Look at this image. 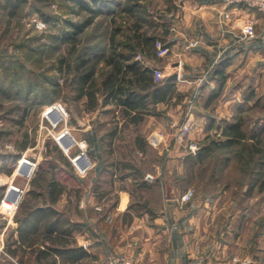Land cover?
Segmentation results:
<instances>
[{"label":"rangeland","instance_id":"rangeland-1","mask_svg":"<svg viewBox=\"0 0 264 264\" xmlns=\"http://www.w3.org/2000/svg\"><path fill=\"white\" fill-rule=\"evenodd\" d=\"M117 1L121 3L119 6H114L112 13H110L111 8L105 10L108 6L103 7L95 23L81 34L80 43L74 44L62 38L63 32L67 29L64 20L70 18L74 21H81L89 13L86 10L76 6V12L71 13V3L64 0H54L45 4L36 3L35 0H26L17 13L9 17L8 10L3 9L2 0H0V264H22L19 263L20 257H23L22 252L9 256V253H6V245L8 247L13 245L17 228L16 216H23L24 211L30 208L24 203L29 199L31 206L35 203L42 204V198L37 199L28 195L31 187L35 186L32 180L40 177L37 173L42 171L41 164L43 169H50L48 161L57 164L58 176L68 184V192L57 205L65 211L66 215L69 213L76 217L82 215L80 205L76 200L79 198L76 193L78 186H86L87 183L93 182L92 187L100 186L99 191L96 190L100 192V195L111 187V180L114 178L109 170L111 166L108 165L107 172L97 177L94 171L97 158L90 153V143L86 136L93 130L102 135L112 127L115 119H120L122 123L123 113L114 104L98 106L95 110L86 109L87 98L76 99L78 78L75 66L79 63V55L86 52L91 59L88 67H96L97 74L106 70L102 64L103 51L106 48L108 53L110 49L109 34L113 27L111 17L115 14L121 19L129 20L133 19L132 15L136 16L133 11L126 14L121 11L125 1L133 3V0H116L115 3ZM140 1L146 6V11L142 6L139 11L143 12V17H146L147 27L163 21L161 16L165 14L167 5H170L169 0ZM37 7L41 10L38 11ZM44 15H48L49 19L46 20ZM224 25L226 26V23ZM255 54L248 55L242 71L237 68L238 62L234 63L235 66L229 71L231 77L227 85L222 92L218 88L212 102L226 105L227 98L234 97V90L243 87L244 97L249 93L254 94V99L252 97L251 101L255 107L254 118L259 117L264 109V49L259 54L260 56ZM63 57H66L71 64L64 66V70L60 71V60ZM168 61L166 59L160 64L162 69ZM208 95L209 93L206 96ZM53 103H59L65 107L68 112L67 120L61 119V112L58 113L56 110L49 114V118L46 117L44 113ZM66 128L76 136L79 142L85 141V147L80 143H74L69 150H66L61 140L60 142L57 140V134ZM144 130V124L126 123L121 126L115 138L114 147L119 161L134 159L138 164H142L146 179L147 174L155 176V166L165 164L168 157L165 152L159 154V150L148 143L144 145V153L138 151L134 139L140 131ZM64 139L68 142V137ZM248 141L251 140L248 139ZM262 144L264 145V142ZM82 151H85L86 155H82L75 164L72 159ZM103 152L104 159L110 161L113 156L108 148H105ZM25 156L31 161H37L38 164L35 169L30 164H22V173H19L17 169L20 166V160ZM258 157L260 156L256 155V158ZM65 158L72 162V167L66 166ZM83 168H86L85 171ZM29 172H32L30 176ZM218 175L219 178L213 182V187L208 192L205 190L203 175L198 174L199 177L196 175L192 179L188 175L189 178L187 177L186 180L177 182L176 174L170 175V178L179 184V187L181 186V192L190 187L196 190L191 201L187 203L179 201V203L182 206L201 203L198 229L201 233L200 241L206 253H208V244L212 241L210 231H218V235L221 233L225 238L228 236L230 239L238 231H243L246 235L251 231H264V191L251 188L258 174L254 173L252 177L246 179L250 185L248 192L245 191L246 187L243 188L244 185L238 182L239 173L236 168L230 173ZM115 178L119 179L118 176ZM96 179L101 184L96 182ZM154 180L155 178H152L149 181ZM42 182L37 181L36 185L39 189L42 188L40 184ZM13 186L24 190L19 206L14 212L2 204V199L5 196L8 198L9 193L10 196L16 195L13 193ZM142 188L152 192L150 186ZM142 188L138 187L141 190ZM160 191L164 194L167 192L165 187L159 188L161 195ZM211 191L216 192L218 197L214 202L206 204L203 201L204 195ZM115 194L116 192L113 191L109 195L114 196ZM96 204L101 205L95 202ZM86 210L90 216H98V212L101 211L91 206H87ZM227 231L232 233L227 235Z\"/></svg>","mask_w":264,"mask_h":264},{"label":"crops","instance_id":"crops-1","mask_svg":"<svg viewBox=\"0 0 264 264\" xmlns=\"http://www.w3.org/2000/svg\"><path fill=\"white\" fill-rule=\"evenodd\" d=\"M169 1L170 5H167L165 14H162L164 17L161 16L163 21L158 23L160 28L168 29L163 42L168 43L171 51L165 56L141 53L136 56L141 59V55V60L150 67H162L160 64L166 59L169 60L163 68L165 81H168V75L179 73L178 78L170 82L174 84L176 91L182 93V98L177 101L176 94L168 100L153 104L160 112L147 114L139 123L145 125V130L138 134L146 138V144L154 145L159 154L165 152L168 160L165 164H157L156 174L153 175L155 180H148V184L142 186L137 185L131 176L121 179L112 173L111 168L109 170L114 175L111 187L101 195L98 192L100 186L92 187L93 182L82 186V195L79 200L76 199L82 215L76 217L69 213V216L72 221L82 224L83 229L75 231L74 235L78 245L84 247L89 255L76 262H71L65 256H58L57 264H106L107 256L113 252H128L139 264H264V231H251L247 235L238 231L232 239L228 236L225 238L221 233L218 235V231H210L212 241L209 242L206 253L198 229L201 203L182 206L178 200L182 193L181 186L176 183L184 180L183 175L187 171L186 159L193 153L187 145L188 141L201 145L210 134L224 138V125L234 118L240 104L246 105L248 100L244 98L243 87L234 90V99L227 98L226 105H218L212 100L218 88L222 92L227 85L231 77L229 71L235 66V62H238L235 64L242 71L249 54L256 53L255 55L260 56L263 52L264 36L260 35L247 41L240 37L241 28L248 16L255 14L259 17L258 30L263 25L262 17L257 11L248 12L244 8L233 7V17L225 26V22L220 19L223 5L215 0ZM194 41H197V44L192 45ZM218 67L225 70L226 80L222 86L221 82L214 78ZM196 88L200 90V97L191 116L193 130L189 140L181 141L177 138L171 122L184 117L187 97ZM210 119H214V123H221V128L208 129ZM104 150L105 147H98L94 155L97 158L94 169L97 177L107 172V169L101 166ZM138 151L145 152L139 149ZM198 168L199 164H195L194 171L197 176ZM174 173L176 182L170 178ZM96 182L99 180L96 179ZM149 186L152 192L142 188ZM163 187L167 192L164 194L160 191V195L159 188ZM133 188L150 201L155 215L149 212L136 214L134 210L129 209L134 198ZM113 191L116 194L110 196ZM217 197L205 194L203 201L208 204L214 202ZM95 202L101 205L96 206ZM87 206L99 207L101 211L98 216H90L86 210ZM16 226L11 247L20 244L18 221ZM230 233L232 232L227 231V235ZM6 246L5 252L9 253L10 246ZM19 252L24 254L22 250H18ZM10 255L12 254L9 253ZM23 257L28 259L29 252Z\"/></svg>","mask_w":264,"mask_h":264},{"label":"trees","instance_id":"trees-1","mask_svg":"<svg viewBox=\"0 0 264 264\" xmlns=\"http://www.w3.org/2000/svg\"><path fill=\"white\" fill-rule=\"evenodd\" d=\"M25 1L2 0V7L8 10L9 17H13ZM35 1L45 4L54 0ZM64 1L71 3V13L76 12V6L89 12L81 21H74L70 18L64 20L67 29L63 32L62 38L70 40L74 44L80 43L81 34L95 23L96 18L101 15L103 7L108 6L105 10L111 8L110 13H112L115 9L114 6H119L121 3L120 1L115 3L116 0L112 2L109 0ZM141 6L146 11L145 4L140 0H133V3L125 1L121 11L125 14L133 11L136 16L132 15L133 19H129L131 21L121 19L115 14L111 17L113 27L109 34L110 49L108 53L106 48L103 51L104 61L102 64L106 68L103 73L97 74L96 67H88L91 59L86 52L79 55V63L75 66L78 78L76 99L86 97V109L95 110L98 106L114 104L123 113L122 123L120 119H115L112 127L102 135L95 130L87 133L86 139L90 143V153L94 156L98 147L108 148L113 157L108 161L103 156L101 166L104 169L111 166L112 173L117 174L121 179L131 176L139 186L149 182L147 178L145 179L143 165L138 164L134 159L125 162L119 161L115 154V138L120 132L121 126L126 123L138 124L144 120L147 114L159 113L160 111L153 104L168 100L176 94L177 101L182 98V93L176 91L170 80H157L153 68L136 57L139 53L157 55L156 43L157 41L163 42L164 35L168 32L167 28H160L159 23L144 28L147 26L145 25L147 19L143 17V12L139 11ZM37 10L40 11L41 8L37 7ZM78 12L80 11L78 10ZM44 18L49 19L48 15H44ZM163 43L169 46L168 43ZM70 64L71 62L66 57L61 58L59 70L63 71L64 66ZM214 74V78H217L222 86L226 80L224 68L218 67ZM251 94L244 97L248 100L245 102L246 105L240 104V109L234 114V118L224 125L222 129L224 138L210 134L202 141L196 152L187 156V174L183 175L184 180L188 175L190 179L196 177L194 166L199 164L197 173L204 176L205 190L208 192L212 189L213 182L219 178L218 174L230 173L236 168L239 173L238 182L244 185L243 188L246 187L245 191L248 192V188H250L246 179L252 177L254 173H257L258 176L251 184L252 190L257 188L259 191H264V145L262 144L264 142V109L259 117L254 118L255 107L251 104L254 94ZM221 125V123H214V119H212L208 124V129H220ZM134 141L138 149L143 151L146 138L137 134ZM256 155L260 157L256 158ZM65 163L68 167L73 166L67 158H65ZM48 165L50 169H43L42 164L40 165L42 171L37 173L40 177L32 180V184L35 186L31 187L28 192L31 197L42 198V204L35 203L31 206L28 199L24 205H29L30 208L24 211L23 216H16V221L19 223L20 236L18 239L20 244L15 247L10 246L8 251L12 255H16L18 250H22L24 254L28 251V259L24 257L19 259L22 264H57L58 256H65L71 262H76L89 255L84 247L78 245L74 235L75 231L83 229L82 224L72 221L70 216L57 206L64 194L68 192V184L58 176L57 164L48 161ZM37 181H43L40 183L41 189L37 187ZM82 190L83 188L80 186L76 188L79 198L82 195ZM132 194L134 198L129 209L134 210L136 214L144 212L156 214L150 201L136 188L132 189ZM208 194L217 195L212 191ZM126 214L130 213L126 212Z\"/></svg>","mask_w":264,"mask_h":264},{"label":"built area","instance_id":"built-area-1","mask_svg":"<svg viewBox=\"0 0 264 264\" xmlns=\"http://www.w3.org/2000/svg\"><path fill=\"white\" fill-rule=\"evenodd\" d=\"M223 5V9L220 13L221 15V20L224 21L226 24L229 23V20L232 19L233 17V7H239V8H244L245 10L248 11H257L263 21L262 28L258 30L257 24L259 22V17L254 15L248 16L246 20L244 21V24L241 28V39L247 41L249 39L255 38L257 36H264V0H215ZM228 30V29H227ZM192 45L197 44V41H194L191 43ZM157 55L158 56H165L171 51V47L164 45L163 42L157 41ZM139 58H143L141 55H139ZM154 70V76L157 80H163L165 78V73L164 70L157 66V67H152ZM200 97V90L199 88L194 89L187 97L186 100V109H185V114L184 117L181 119H174L171 122V126L174 129V132L177 136L178 139L181 141L189 140V136L191 131L193 130V120H192V114L194 111V107ZM62 110L61 113V119H68V112L65 109V107L62 104L59 103H53L52 105H49V107L45 111L46 117L49 118V114L54 111V110ZM66 132L71 133L68 128L65 129ZM62 135L59 134L57 136V140H60V137ZM60 142V141H59ZM187 145L189 146L190 150L193 152H196L199 149V144L195 141H188ZM86 155L85 151H82L81 154L76 155L72 160L74 161L75 164H77V160L80 159L79 156ZM28 162L33 165V169L37 166V161H30ZM146 178L151 180L153 175L147 174ZM17 188L20 193L22 194L24 190L21 187L14 186ZM196 194V190L192 187L188 188L186 191H183L179 196L178 200L181 203H187L191 201ZM19 201H17L16 205L12 204L10 200L7 199L5 196L2 199V204L7 207L8 210H12L13 212L17 210L19 206ZM99 208V207H98ZM106 264H139L138 261L130 255L129 253L125 252H113L107 256V261Z\"/></svg>","mask_w":264,"mask_h":264},{"label":"bare ground","instance_id":"bare-ground-1","mask_svg":"<svg viewBox=\"0 0 264 264\" xmlns=\"http://www.w3.org/2000/svg\"><path fill=\"white\" fill-rule=\"evenodd\" d=\"M55 111V110H54ZM56 112H61L62 113V110H60V108H58V110H56ZM61 115V114H60ZM70 131V130H69ZM71 132V131H70ZM59 134H61L62 136L60 137V140H61V143L63 144V146L65 147V149L66 150H69L70 149V147L72 146V144H74V143H80V145L81 146H84L85 147V145H86V142L85 141H81V142H79L78 140H77V138H76V136H74L72 133H68V132H66V130L64 129L63 131H61V132H59L58 134H57V136L59 135ZM65 137H68V142H67V140L66 139H64ZM79 158H81V156H79ZM28 158L25 156V157H23L21 160H20V166L18 167V169H17V172H19V173H22L21 172V165L22 164H30L31 165V163L30 162H28ZM78 160H80V159H78ZM77 160V161H78ZM31 161V160H30ZM31 166H33V165H31ZM26 169V168H25ZM84 170L83 171H85V169L86 168H83ZM31 171H32V168H31ZM30 174H32V172L30 173L29 172V176H30ZM12 190L14 191L13 193H15L16 195L14 196H10V193H9V195H8V200H10L11 202H12V204H14V205H16V203H17V201L20 199V197H21V193H20V191L17 189V188H15L14 186L12 187ZM11 190V191H12ZM10 191V192H11Z\"/></svg>","mask_w":264,"mask_h":264},{"label":"water","instance_id":"water-1","mask_svg":"<svg viewBox=\"0 0 264 264\" xmlns=\"http://www.w3.org/2000/svg\"><path fill=\"white\" fill-rule=\"evenodd\" d=\"M178 76H179V73L178 72H174V73L168 75L167 79L168 80L176 79V78H178Z\"/></svg>","mask_w":264,"mask_h":264}]
</instances>
